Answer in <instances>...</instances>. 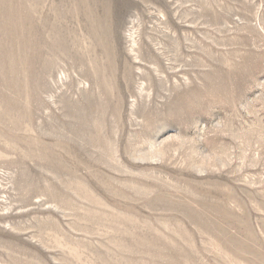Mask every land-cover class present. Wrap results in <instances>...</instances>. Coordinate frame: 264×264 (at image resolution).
I'll use <instances>...</instances> for the list:
<instances>
[{
	"label": "rangeland",
	"instance_id": "rangeland-1",
	"mask_svg": "<svg viewBox=\"0 0 264 264\" xmlns=\"http://www.w3.org/2000/svg\"><path fill=\"white\" fill-rule=\"evenodd\" d=\"M99 2L96 71L0 0V264H264V0Z\"/></svg>",
	"mask_w": 264,
	"mask_h": 264
},
{
	"label": "bare ground",
	"instance_id": "bare-ground-1",
	"mask_svg": "<svg viewBox=\"0 0 264 264\" xmlns=\"http://www.w3.org/2000/svg\"><path fill=\"white\" fill-rule=\"evenodd\" d=\"M60 1L64 3L68 2V0H36V5L34 7L35 23H33V27L36 34L35 43L38 50L43 48L49 53H52L57 45L56 43H59V46L67 48V35H62V33H64V30L67 31L68 29V22L72 18V12L68 6L60 5ZM83 1L82 20L88 36L84 52H86L88 64L98 71L97 67L100 66V53L102 50L105 52L107 51L105 41L110 38V30L113 29V18L116 16L115 14L117 12L115 11H118V9L111 7L109 3H100L101 1L99 2V0ZM117 8H119V13L122 14L126 13L128 10L123 4L120 6L118 5ZM46 35H48L50 39H47ZM130 37H133V35L131 34ZM148 47L151 59L159 62L160 55L153 47ZM63 51H65V49H63ZM100 71L104 73L108 70L102 69ZM109 73L112 80L118 81L116 77L118 68L116 65H112V69Z\"/></svg>",
	"mask_w": 264,
	"mask_h": 264
}]
</instances>
